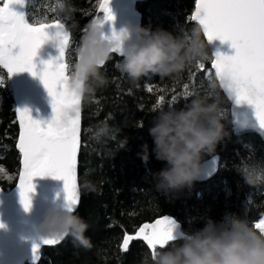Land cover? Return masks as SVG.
<instances>
[{
    "label": "trees",
    "instance_id": "obj_1",
    "mask_svg": "<svg viewBox=\"0 0 264 264\" xmlns=\"http://www.w3.org/2000/svg\"><path fill=\"white\" fill-rule=\"evenodd\" d=\"M64 3L67 7L61 10L58 0H26L24 12L30 24L51 23L56 19L65 24L70 38L66 59L73 67L78 59L76 49L89 23L103 18V13L98 10V0H64ZM194 5L195 0H134L133 3L137 26L162 28L174 35L181 28L184 35H189L197 25L188 19ZM201 39L209 56L203 61L207 72L197 70V61L188 64L175 77L161 78L150 73L133 81L116 66L123 59L122 54L112 53L99 69L107 83L96 87L90 78L89 86L95 90L86 92L81 99V143L77 160L79 203L74 210L89 226L85 236L90 246H79L67 237L56 245L41 246L39 258L23 264H141L151 250L143 241L132 240L124 251L121 249L123 237L164 215L176 219L185 234L203 228L207 218L219 223L229 213L254 228L264 214V144L255 133H234L230 104L211 69V50L203 33ZM0 77L3 78L0 167L12 177L7 180L0 176V191L9 193L17 185L21 168V155L16 148L19 124L14 87L3 66H0ZM185 84L193 93L187 98L183 95ZM149 87L153 89L151 92ZM173 95L177 96L171 103L175 108L183 107L193 95L215 101L228 135L217 143L213 153L203 156L202 162L217 156L214 176L193 182L191 188L179 193H165L156 189L151 176L164 167V162L151 155L152 138L148 128L156 115L153 109L159 97L164 96L160 107L167 109ZM102 124H107L108 134L94 139L92 131ZM124 136L128 137V143L117 150V143ZM144 144L149 145L147 162L138 155ZM249 174L255 177L252 184L246 183L243 177Z\"/></svg>",
    "mask_w": 264,
    "mask_h": 264
},
{
    "label": "clouds",
    "instance_id": "obj_2",
    "mask_svg": "<svg viewBox=\"0 0 264 264\" xmlns=\"http://www.w3.org/2000/svg\"><path fill=\"white\" fill-rule=\"evenodd\" d=\"M66 7L64 0H58L59 9ZM103 24L102 18L92 20L76 49L78 59L72 67L67 87L81 96L95 90L89 86L90 78L96 87L107 83L99 69L117 49H122L123 59L116 66L133 81L150 73L161 78L175 77L188 64L209 58L199 24L189 35H184L182 28L174 35L162 28L127 26L116 36L106 35ZM124 41H128L126 47L122 46ZM153 111L156 115L148 128L152 138L151 155L164 162V167L152 172L151 176L157 190L179 193L191 188L193 182L205 174L203 156L213 153L228 132L216 102L203 95H193L180 108L158 106ZM108 132L107 124H102L92 131V136L100 139ZM127 143L128 137H121L117 150ZM142 147L143 151L138 155L147 162L149 145ZM243 177L248 184L255 182L252 174ZM176 223L173 232L179 227ZM88 227L74 209L69 211L64 205L54 203L39 223L38 231L42 237L56 238L59 242L71 237L79 246L89 247L90 240L85 236ZM173 236L163 248L157 249L154 257L150 253L141 264H264V233L257 232L235 214H226L219 223L207 218L203 228L188 234L180 233L179 243L176 242L178 236Z\"/></svg>",
    "mask_w": 264,
    "mask_h": 264
},
{
    "label": "snow or ice",
    "instance_id": "obj_3",
    "mask_svg": "<svg viewBox=\"0 0 264 264\" xmlns=\"http://www.w3.org/2000/svg\"><path fill=\"white\" fill-rule=\"evenodd\" d=\"M24 4L25 0H0V66L9 75L27 71L38 76L51 97L53 115L42 126V122L33 119L27 108L15 110L19 121L16 148L21 155L22 165L17 182L19 201L28 211L31 208L29 193L34 191L33 177L52 176L63 180L64 206L71 211L79 203L77 157L81 143L82 96L67 87L72 70L66 59L69 31L59 19L51 23L26 22L25 13L14 8L15 5L23 7ZM98 4V10L103 12L102 23L113 20L109 0H98ZM188 19L201 26L208 41H227L235 49L232 55L215 52L211 69H214L219 87L228 98L236 104L246 102L251 105L259 127L264 129V0H195L194 11ZM112 35L116 36L117 32L113 30ZM49 39L56 41L59 55L55 59L42 61L43 67L38 69L33 58L41 44ZM17 47L19 51L13 52ZM113 52L121 54L122 49ZM196 68L208 71L203 62L198 61ZM2 84L3 78L0 77V86ZM188 88V84H185V98L193 94ZM152 90L148 88L149 92ZM176 99L177 96L173 95L169 106ZM164 101V96H160L153 110ZM0 176L12 179L3 167H0ZM2 227L4 225L0 223ZM176 227L173 218L163 216L152 224L142 225L135 236L125 234L121 249L126 251L130 241L139 238L146 243L154 257L158 248H163L168 240L174 238L173 229ZM254 228L264 233V219L255 223ZM41 243L52 246L59 241L41 237ZM39 248V244H33V260L39 258Z\"/></svg>",
    "mask_w": 264,
    "mask_h": 264
},
{
    "label": "water",
    "instance_id": "obj_4",
    "mask_svg": "<svg viewBox=\"0 0 264 264\" xmlns=\"http://www.w3.org/2000/svg\"><path fill=\"white\" fill-rule=\"evenodd\" d=\"M127 1L128 0H109V7L112 11V15L114 19L111 21H105V23L102 25L103 31L105 32L106 35H111L113 30H115V32L118 33L121 31V29L127 27L126 20L128 18L130 17L137 18V13L134 10V7H133L134 11L131 12L129 7L127 6ZM25 3H26V0H25ZM133 3L134 2L132 0V6H133ZM14 8L17 11L24 12L25 4L23 7L19 5H15ZM192 22L198 25L197 22L195 21H192ZM49 35L50 36L52 35L51 31L49 32ZM204 38L206 40L208 47L211 50L212 58L215 52L217 51L225 55H232L235 52V49H233L230 46V43L227 41L222 42L219 39L208 41L206 37ZM127 42L128 41H124L122 46L126 47ZM17 51H19L18 47L13 49V52H17ZM113 53H116V52H113ZM58 55H59V50L56 46V41L49 39V40H46L43 44H41V46L37 49V54L33 58V60H34V63L37 65V68L39 69L43 67L42 61H48L50 59H55ZM212 71L214 72V69H212ZM9 77L14 87L15 110L18 108H21V109L27 108L32 118L35 120L41 121L42 126H43L48 120L51 119L53 112H52V106H51V97L49 96L44 85L41 83L39 77L31 75L27 71L14 72L11 75H9ZM218 84H219V81H218ZM221 90L225 94L230 104V116H231V120L233 124L234 133L236 135H241V134H245L249 132L255 133L261 138L264 144V129H261L259 127L256 121V118H255L253 107L247 104L246 102L236 104L234 100H230L228 98V95L224 92L222 88ZM16 117L18 121L17 112H16ZM18 124H19V121H18ZM78 153H79V150H78ZM77 160H78V157H77ZM202 164H203V167L205 168V174L202 175L196 181L207 180L211 178L212 176H214V174L217 171L218 158L215 155L211 157L210 159L203 161ZM37 177L39 179V186L45 193V199L43 202V206L39 212L37 222L35 223V225L31 226L32 234L28 238L24 240H20L17 231L14 230L13 228H10L15 225L14 223L8 224V227L0 228V264H23L25 261H29L27 259L33 253L32 252L33 244L34 243L39 244L40 247L43 246V244L41 243L42 235L38 231V225L42 221L46 211L50 207H52L54 203L56 205L65 204V193L63 190L64 182L62 179H55L52 176H37ZM78 198H79V193H78ZM76 207L77 205L74 206L73 209L75 210ZM164 216L173 218L172 216H169V215H164ZM162 217L163 216H160L147 224H152L157 219H160ZM260 219H264V214L255 223L259 222ZM174 220L178 222L176 219ZM138 230H136L132 234H127V235L135 236ZM180 233H183V232L179 224V227L173 232V235L178 236L177 240H180L179 239ZM134 240L143 241L142 239H139V238L134 239Z\"/></svg>",
    "mask_w": 264,
    "mask_h": 264
},
{
    "label": "rangeland",
    "instance_id": "obj_5",
    "mask_svg": "<svg viewBox=\"0 0 264 264\" xmlns=\"http://www.w3.org/2000/svg\"><path fill=\"white\" fill-rule=\"evenodd\" d=\"M128 20L130 23H127ZM126 23V26H137V18L130 17L126 20ZM33 184L34 191L29 193L31 197V208L28 211H25L20 204L17 185L9 193L0 191V223H2L4 227H8V224L14 223L15 225L10 228L16 230L18 236L22 238L31 235L30 227L37 222L39 212L45 199V193L39 186V179L37 176L33 177ZM30 259H33V253L27 260Z\"/></svg>",
    "mask_w": 264,
    "mask_h": 264
},
{
    "label": "bare ground",
    "instance_id": "obj_6",
    "mask_svg": "<svg viewBox=\"0 0 264 264\" xmlns=\"http://www.w3.org/2000/svg\"><path fill=\"white\" fill-rule=\"evenodd\" d=\"M127 6L129 7L130 11L132 12L133 11L132 0L127 1ZM127 23H130L129 20L127 21Z\"/></svg>",
    "mask_w": 264,
    "mask_h": 264
},
{
    "label": "flooded vegetation",
    "instance_id": "obj_7",
    "mask_svg": "<svg viewBox=\"0 0 264 264\" xmlns=\"http://www.w3.org/2000/svg\"><path fill=\"white\" fill-rule=\"evenodd\" d=\"M41 192H42V191H41ZM30 229H31V227H30ZM30 232H31V234H32V229H31ZM29 236H30V235H29ZM29 236H26V237H24V238H22V237L19 236V239H20V240H24V239L28 238ZM40 248H41V247H40ZM40 248H39V249H40Z\"/></svg>",
    "mask_w": 264,
    "mask_h": 264
}]
</instances>
